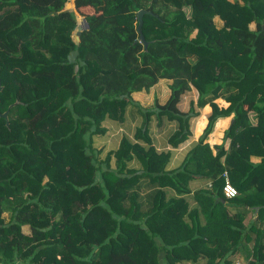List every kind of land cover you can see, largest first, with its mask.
Returning a JSON list of instances; mask_svg holds the SVG:
<instances>
[{
    "label": "trees",
    "instance_id": "obj_1",
    "mask_svg": "<svg viewBox=\"0 0 264 264\" xmlns=\"http://www.w3.org/2000/svg\"><path fill=\"white\" fill-rule=\"evenodd\" d=\"M0 79L1 109L17 102L9 125L0 119V264H231L237 251L264 264V0H0ZM160 79L171 80L165 103L132 99ZM192 88L207 124L167 170L148 124L174 120L168 142L184 141L199 112L178 104ZM128 104L141 125L99 161L92 138ZM231 114L228 147L212 148L215 122ZM195 178L206 184L192 191ZM250 211L257 221L245 224Z\"/></svg>",
    "mask_w": 264,
    "mask_h": 264
},
{
    "label": "crops",
    "instance_id": "obj_2",
    "mask_svg": "<svg viewBox=\"0 0 264 264\" xmlns=\"http://www.w3.org/2000/svg\"><path fill=\"white\" fill-rule=\"evenodd\" d=\"M171 80L168 79H160L155 85H153L148 91L141 90L136 91L131 94L132 99L135 102H138L143 107H151L155 99L158 100L160 104L165 103L170 94V89L168 87ZM197 100V91L192 88L190 91L185 92L181 96V101L178 104V107L181 111H188L191 102H193L194 109L199 112L198 116L192 117L190 120V134L189 136L179 143L176 147H172L169 142V136L175 131L177 128V123L174 120H168L163 117L161 120H158L155 115H153L149 121V136L151 138V143L154 148L158 151H169L170 158L167 163L166 169H174L178 168L183 159L185 158L188 150L195 144L201 133L203 132L206 124H207V116L210 113V106L206 105L203 108H198L196 106ZM219 106L226 107L228 103L222 98H217L215 100ZM233 114L220 117L215 122L213 131L208 135L205 140L212 148L215 145L223 144V147L226 149L229 145V140H225L224 132L227 128L230 127L233 119ZM143 121V116L139 112L136 106L128 104L125 111V116L122 121L105 119L103 121V126L106 128V132L104 134L95 135L92 138V148L95 151H98L97 158L99 161H102L106 154L117 149L119 146L120 140L122 136L132 137L136 128L141 125ZM254 122V120H252ZM213 153H215V149H213ZM253 161H258V159H252ZM112 167H114V159L112 158L110 161ZM128 166L130 168H139L140 164L136 160H132ZM206 184V181L200 178H195L190 182L191 190H195L197 188L203 187ZM169 195L171 194V190L167 189ZM189 208L197 206L196 201L193 199H189ZM224 204L226 201H222ZM227 212H234L235 207L229 206L227 203ZM201 220H203L201 218ZM256 213L250 211L245 219L244 223L248 224L251 221L255 222ZM257 221V220H256ZM251 250V246L248 245ZM239 255L241 258L245 255L246 252L237 251L234 254H230L228 256V260L233 261V257ZM251 260V259H250ZM188 264H205L204 259H199L196 263H188Z\"/></svg>",
    "mask_w": 264,
    "mask_h": 264
},
{
    "label": "water",
    "instance_id": "obj_3",
    "mask_svg": "<svg viewBox=\"0 0 264 264\" xmlns=\"http://www.w3.org/2000/svg\"><path fill=\"white\" fill-rule=\"evenodd\" d=\"M65 6H66V3H65ZM65 6H64V8H65ZM65 9H67V8H65ZM145 12H146V10H144V9H140L139 11H137V19H138L137 31L139 32V40L141 42H143L144 46L146 47L148 42L145 41L144 36H143V34L141 32V26H142V23H143L142 16H143V14ZM85 28H88V24H87L85 18L84 17L79 18L78 21H77V29L75 30V32H74V34L72 36L73 40L75 41L76 44H78V42H79V36L81 34V31L83 29H85ZM1 90H2V85H1V82H0V91ZM15 104L16 103H14L12 105H15ZM8 111H9V108L7 110H5L3 113H0V117L7 118ZM6 123L8 125V121Z\"/></svg>",
    "mask_w": 264,
    "mask_h": 264
},
{
    "label": "rangeland",
    "instance_id": "obj_4",
    "mask_svg": "<svg viewBox=\"0 0 264 264\" xmlns=\"http://www.w3.org/2000/svg\"><path fill=\"white\" fill-rule=\"evenodd\" d=\"M79 5H80V7L77 10L79 11L80 16H78V18H82L83 16L86 15V13L88 14L87 10H89V8H91L92 5H90L89 3H87V5H82V4H79ZM65 8L72 9L70 6H67V5L65 6ZM215 22H216L217 26H221V24H222V21L218 17H215ZM250 28H255V24L251 23ZM194 34H195V32L192 33V36H194ZM3 215L6 219L8 218V213H4ZM22 229H23V232H25V233L29 232L28 226H23ZM232 260L233 261H231V264H246V262H247L245 259V256H243L241 258L239 255L234 256Z\"/></svg>",
    "mask_w": 264,
    "mask_h": 264
},
{
    "label": "built area",
    "instance_id": "obj_5",
    "mask_svg": "<svg viewBox=\"0 0 264 264\" xmlns=\"http://www.w3.org/2000/svg\"><path fill=\"white\" fill-rule=\"evenodd\" d=\"M224 183L222 185V194L225 198L230 199L238 194L237 189L231 184L228 174L225 171L223 173Z\"/></svg>",
    "mask_w": 264,
    "mask_h": 264
},
{
    "label": "flooded vegetation",
    "instance_id": "obj_6",
    "mask_svg": "<svg viewBox=\"0 0 264 264\" xmlns=\"http://www.w3.org/2000/svg\"><path fill=\"white\" fill-rule=\"evenodd\" d=\"M0 82H1V79H0ZM1 85H2V82H1ZM2 88H3V86H2ZM2 91V90H1ZM0 91V92H1ZM14 103H17V102H14ZM14 103H11V104H9L8 105V107L6 108V109H1V107H0V113H3L5 110H7L8 108H9V111H8V113H7V118H4V117H0V119H3L4 120V123H5V125L6 126H8L9 125V112H10V109H11V107H13L14 105H12V104H14ZM0 105H1V98H0ZM8 121V125H7V122Z\"/></svg>",
    "mask_w": 264,
    "mask_h": 264
}]
</instances>
